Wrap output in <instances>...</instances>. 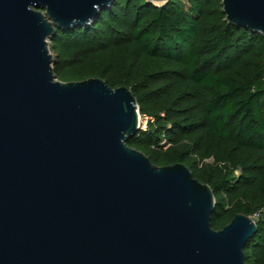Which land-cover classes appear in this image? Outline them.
<instances>
[{"label": "water", "instance_id": "1", "mask_svg": "<svg viewBox=\"0 0 264 264\" xmlns=\"http://www.w3.org/2000/svg\"><path fill=\"white\" fill-rule=\"evenodd\" d=\"M113 3L0 0V264H247L256 221L239 213L215 230L209 185L128 145L141 129L132 90L57 79L56 30ZM222 5L264 36V0Z\"/></svg>", "mask_w": 264, "mask_h": 264}, {"label": "trees", "instance_id": "2", "mask_svg": "<svg viewBox=\"0 0 264 264\" xmlns=\"http://www.w3.org/2000/svg\"><path fill=\"white\" fill-rule=\"evenodd\" d=\"M189 3L114 0L88 26L56 30L54 69L63 82L132 90L150 120L128 145L156 166H188L212 188L222 230L264 210V36L229 24L222 0ZM256 223L247 264H264V218Z\"/></svg>", "mask_w": 264, "mask_h": 264}, {"label": "rangeland", "instance_id": "3", "mask_svg": "<svg viewBox=\"0 0 264 264\" xmlns=\"http://www.w3.org/2000/svg\"><path fill=\"white\" fill-rule=\"evenodd\" d=\"M190 0H182V2L184 3V6L185 8L188 10L190 8V3H189ZM49 47H50V50L51 52L53 53L54 55V66H55V54H54V51L52 49V40L50 41V44H49ZM57 79H59L60 81H62L60 79V77L55 73ZM139 110H140V107H139ZM140 114H141V111H140ZM148 120L147 119H144L143 116H141V126L142 128L146 129L148 127ZM165 138H163L164 140ZM209 163L211 162V160L208 161ZM240 174V171L239 170H236L235 172V175L238 176ZM255 221L261 219V218H264V210H263V213L260 212L259 214H257L256 216L252 217Z\"/></svg>", "mask_w": 264, "mask_h": 264}, {"label": "built area", "instance_id": "4", "mask_svg": "<svg viewBox=\"0 0 264 264\" xmlns=\"http://www.w3.org/2000/svg\"><path fill=\"white\" fill-rule=\"evenodd\" d=\"M140 116H143V115H142V114H140ZM143 117H144V119H147V120H148V122H149V120H150V118H149V117H147V116H143ZM141 129L145 130L144 128H142V126H141ZM162 145H164V148H165V149H167V148H169V147H170V145H169V144H167L166 140H164V141H163ZM210 163H213V160H211V162H210Z\"/></svg>", "mask_w": 264, "mask_h": 264}, {"label": "bare ground", "instance_id": "5", "mask_svg": "<svg viewBox=\"0 0 264 264\" xmlns=\"http://www.w3.org/2000/svg\"><path fill=\"white\" fill-rule=\"evenodd\" d=\"M139 119H140V125H141V116H140V114H139Z\"/></svg>", "mask_w": 264, "mask_h": 264}]
</instances>
